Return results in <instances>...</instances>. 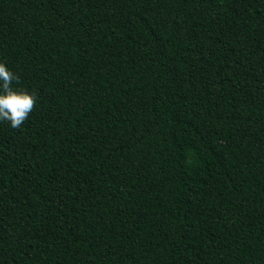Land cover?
<instances>
[{
    "label": "trees",
    "instance_id": "trees-1",
    "mask_svg": "<svg viewBox=\"0 0 264 264\" xmlns=\"http://www.w3.org/2000/svg\"><path fill=\"white\" fill-rule=\"evenodd\" d=\"M0 264H264V0H0Z\"/></svg>",
    "mask_w": 264,
    "mask_h": 264
},
{
    "label": "clouds",
    "instance_id": "clouds-1",
    "mask_svg": "<svg viewBox=\"0 0 264 264\" xmlns=\"http://www.w3.org/2000/svg\"><path fill=\"white\" fill-rule=\"evenodd\" d=\"M20 77L0 61V121H7L12 128H20L35 109L37 94L23 87Z\"/></svg>",
    "mask_w": 264,
    "mask_h": 264
}]
</instances>
